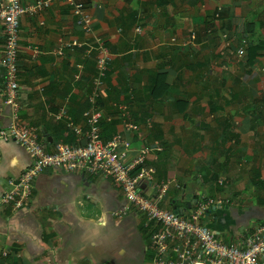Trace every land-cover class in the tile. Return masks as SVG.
<instances>
[{"label": "crops", "instance_id": "1", "mask_svg": "<svg viewBox=\"0 0 264 264\" xmlns=\"http://www.w3.org/2000/svg\"><path fill=\"white\" fill-rule=\"evenodd\" d=\"M79 1L91 34L64 0L21 16L19 121L48 149L74 144L59 114L86 128L95 103L104 139L121 133L130 142L127 163L147 150L134 169L154 171L145 192L154 196L169 182L164 207L186 214L212 199L207 221L227 241L264 223V47L248 53L264 45V0ZM98 37L113 57L93 101L97 70L87 43ZM4 45L0 23V60ZM124 104L139 131L126 130ZM14 108L0 67V196L32 159L3 134ZM147 224L111 179L48 168L21 208L0 203V264H154Z\"/></svg>", "mask_w": 264, "mask_h": 264}, {"label": "built area", "instance_id": "2", "mask_svg": "<svg viewBox=\"0 0 264 264\" xmlns=\"http://www.w3.org/2000/svg\"><path fill=\"white\" fill-rule=\"evenodd\" d=\"M72 8L76 23L86 33L93 32L90 13L79 0H64ZM51 0H38L23 6L21 0H2L0 3V23L3 24L5 45L0 67L4 73L7 103L14 105L12 123L3 134L14 140L32 155L18 177L8 180L7 187L0 196V203L11 204L14 209L21 208L35 179L48 168L67 169L99 174L111 179L122 190L129 206H133L153 225L152 244L155 250L154 264H262L264 262V223L252 231L242 233L231 241L222 237L220 230L209 225L208 213L213 205L212 199L198 200L194 208L186 214L162 205L163 195L169 182L159 186V192L149 195L143 182L154 181L152 169H141L135 173L137 162L143 161L147 150L141 151L137 161L127 163L126 156L132 146L121 133H116L109 141L102 134V111L94 103L86 112L87 126H77L65 112L69 129L75 133L74 144L56 141L48 149L39 140L37 131L19 121L16 99L19 92L18 66L21 33V16L24 13H37L47 8ZM95 53L97 73L93 81L90 98L96 101L103 92L107 69L113 54L109 46L100 38L94 44L87 43ZM245 55V49L237 51ZM125 118L123 124L127 131H139L136 123L128 121V107L120 105Z\"/></svg>", "mask_w": 264, "mask_h": 264}, {"label": "trees", "instance_id": "3", "mask_svg": "<svg viewBox=\"0 0 264 264\" xmlns=\"http://www.w3.org/2000/svg\"><path fill=\"white\" fill-rule=\"evenodd\" d=\"M264 47V45L258 44V45H251L248 47V53H249V57L253 58L256 55V51L259 48ZM19 67V66H18Z\"/></svg>", "mask_w": 264, "mask_h": 264}]
</instances>
